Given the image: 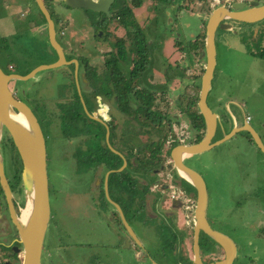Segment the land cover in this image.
<instances>
[{
    "label": "rangeland",
    "instance_id": "1",
    "mask_svg": "<svg viewBox=\"0 0 264 264\" xmlns=\"http://www.w3.org/2000/svg\"><path fill=\"white\" fill-rule=\"evenodd\" d=\"M25 1L3 0V2L9 5L14 2L21 5L20 8L14 9L16 14L11 15V19L15 23H19V25H28L30 19L33 18L31 11H24L25 7L23 6ZM125 2L130 5L129 0ZM166 2L167 0H142L141 6L137 8L132 6V10L136 20L135 24L140 28L141 33L148 36L146 37L147 41L149 39L150 41L152 40V57L149 60V65L151 62L154 65L152 69L161 71L162 67L166 69L163 72L164 74L166 73L167 77H173L180 76L182 72L181 65H188L184 69L185 79L173 78L171 80L169 78V81L171 80L168 85L170 92L165 96L167 105L163 107L169 116V121L164 129V138L182 139L183 136L189 133L193 136L189 121L181 108L186 104L189 96L196 93L194 85L199 86L200 80L196 84L194 76H199L200 78L203 71L204 60L197 59L196 52L191 51L194 41L189 38V33H197L201 30V20L199 15L195 13L188 14L184 12L182 15H178L174 9H162V6ZM170 2L173 4L172 0ZM32 3L33 6L31 5V7L39 14V9L37 11L35 3L33 1ZM51 8L52 5L50 4L49 9L51 10ZM22 11L23 13L21 14ZM67 11L71 12V15L66 25H64L63 35L62 31L59 30H63L61 24H64L65 21L58 20L56 18L57 13L53 15L57 39L64 44L65 41L73 37L77 40H82L81 44L84 43L83 47L88 44L87 50L97 52L96 48L100 42L96 40L95 33L92 34L93 27L90 24L91 19L93 20L96 15L82 9H67L63 11L64 15H66ZM3 15L7 14H4V12L0 13V17ZM40 15L42 14L40 13ZM180 22L186 23L187 26L182 25ZM29 25L31 28L34 27L32 23ZM27 32L28 34H32L31 31ZM1 35H4V38ZM1 35L0 50L5 55L7 54V57L6 61H2L0 57V66L6 72L17 71L25 73L38 65L47 64L55 58L53 50L47 44V41L44 42L48 46H44L35 40L32 43H29L27 39L16 41L12 36H8L6 32ZM84 35L86 36L84 37ZM114 36L117 37L116 35ZM124 37L128 38L127 36ZM177 45H179L178 48ZM257 47L258 45L253 44L248 34L241 36L240 34L226 31L225 28L218 29L216 32V63L207 101L210 106H214V98L218 96L219 102L224 104L227 109H229L227 104L229 102L233 103V105L229 104V106L232 107V112L238 118L242 114L240 108L241 102H244L246 111L252 116L250 121L252 126L264 140V58L255 56L250 52V49L254 50ZM184 48L185 51H191L192 61L185 59V54L181 53L182 49L184 52ZM78 52L82 53L81 50H78ZM133 56L136 59L135 55ZM7 61H11L14 68H8ZM52 70L39 71L28 80H12L9 83V87L15 92V96L22 99L34 110L41 123L46 137L47 173L50 191H53L54 186H60L61 184V188L66 189L69 194L67 201L70 204L68 206L65 205V196L60 194V191L57 190L59 192L57 200L55 194L54 196L50 194L51 208L56 211V213L52 211L53 217L51 222H53L56 229L68 231L67 233H69L70 237L69 243H76L78 249L83 248L86 251L90 249L89 259H91L93 255L91 248L95 247V245H88L81 233H86V230L92 227L97 236L103 234L100 228L101 225L99 226L95 219H97L98 214H101V209L104 208L105 202L103 200H93L97 199L98 189L89 183L90 179L87 176L74 175L72 171L75 170V161L78 159L75 156L76 152L74 148H76V145L81 146V136L77 137V140L76 138L73 139L70 142L72 146H70L65 142L66 131L62 127V119L59 118V121L50 119L54 118V107L60 105L57 102L58 97L60 95H67L71 90L68 77L59 73L57 74ZM76 91L78 92L77 87ZM156 92L157 96L160 97L161 90H157ZM59 101L63 102L64 100L59 99ZM48 106H50V109H53L46 110L50 118H47L45 114V108ZM121 116L122 114L118 112V117ZM169 125L174 127V129H168ZM123 127L129 128L130 126L128 123H125ZM69 132H74V130L71 129ZM127 133L130 135V132ZM129 138L131 137L129 136ZM9 140L6 135L3 137L1 151L5 154L6 175L10 179L12 176L9 167L10 158L13 157L14 166H18V161L16 154L11 151ZM164 146L163 149L165 148ZM149 152L150 149L145 148L138 155H148ZM140 156L133 157V161L136 158L138 160L142 158ZM163 156L161 158L163 164L168 161L170 162L169 155L163 154ZM152 160L154 161V159ZM79 162L81 161L79 160ZM185 162L198 171L206 183L208 189L207 219L213 228L228 235L237 246L234 264H264V238L258 237L256 234L259 225L256 222H259V220L264 221V152L254 143L250 142L247 136L239 132L236 136L226 140L222 144L201 154H196L186 159ZM134 163L136 164L135 161ZM138 165L140 164L138 163ZM249 168H254L253 172L257 173V177L254 180L256 183L254 195L243 190L245 185L250 181L251 174L248 172ZM130 180L134 182L132 179ZM259 184L260 186L258 187ZM131 185L129 183V187ZM127 193L131 194L130 192ZM137 193L140 192L137 191ZM253 204H255L258 211L251 213L250 207ZM146 213L145 207H141L140 211L135 215L132 214L130 217L126 212L138 240L145 246L142 252L146 257L144 260L135 259V251L130 250L127 255H124L125 260L129 264H154L153 259H149L148 252L154 259L164 261L165 263L166 260L161 258V250H164L167 258L170 259L169 262L173 261V263H177L178 257L175 258L174 253L173 255L170 254V243H167V232L163 233L162 227H159L162 225L163 222L161 221H164V219L160 217L159 220L161 221L159 223L158 220H154L150 215L146 216ZM91 218L94 221L92 220L93 222L89 223V219ZM129 238L136 242L131 236ZM119 240L124 241L120 251L125 252L123 248L126 247V240L124 238H119ZM136 244L139 245L137 242ZM137 247L139 248V246ZM95 248L98 251V247ZM111 251L116 260L119 257L118 254L114 253L113 249ZM221 256V252L217 250L213 258Z\"/></svg>",
    "mask_w": 264,
    "mask_h": 264
},
{
    "label": "flooded vegetation",
    "instance_id": "2",
    "mask_svg": "<svg viewBox=\"0 0 264 264\" xmlns=\"http://www.w3.org/2000/svg\"><path fill=\"white\" fill-rule=\"evenodd\" d=\"M125 1L126 0H114L109 7V14L82 9L96 15L93 20L91 19L90 24L91 27H93L92 34L95 33L96 40L100 42L98 43L99 47L97 46L96 48L97 52L94 50H87L86 47L88 44L83 47L84 43L81 44L82 40H77L73 37L65 41L64 44L57 39L63 49L65 63H62L57 69H53L52 71L67 76L71 90L67 95H60V97H58L57 102L60 105L54 107V118H50L46 113L48 109L53 110L50 109V106L45 108V114L47 118L51 120L54 119L55 121H59V118L62 119V127L66 131V136L64 137L65 142L70 146H72L70 142L73 139L76 138L77 140V137L81 136V146L76 145L74 149L76 152L75 156H80L82 159L79 157L81 162L76 159V168L72 171L74 175L87 176L90 179L89 183L93 185V187L100 189V192L102 191L104 181L103 178L100 179L97 173L102 165L101 159L105 154L122 156L130 153L132 157H138L142 149H150L148 155L140 156L142 158H139V160L136 158L135 162L137 165L134 163L135 179L133 180L134 182H131L132 185L130 187H132L133 194L130 198L131 203L136 205L137 211H135V214L140 211L141 207H145L147 211L146 216L150 215V217L153 218L154 215H156L155 217L158 219L162 217L167 221L164 229L167 231V243H170V254L173 255L174 253L175 257H178L177 263L174 264H194L193 230L191 229V224L194 221L195 190L192 185L176 174L175 169L171 165L170 150L178 143L190 144L197 141H195L194 132L193 136L189 133L183 136L182 139L164 138V129L169 121L168 113L163 108L167 105L165 96L170 92L168 85L173 78H180V80L185 78L181 76L167 77L166 73L164 74L163 72L166 71V69L162 67L161 71L152 69L154 66L152 62L149 65V60L152 57V41H150V39L148 40L149 42L146 39L147 46L144 48L145 59L147 60L146 69L136 71L135 64L140 58L139 51L141 46L136 45L132 35L137 28H140L135 24L136 20L134 14L126 24L121 23V16L119 13L121 12L120 8L122 5L130 7L131 10L133 9L132 0H129L130 5ZM172 1L173 4L170 0H167L162 6V9L166 10L167 8L173 7L178 15L187 12L188 14L195 13L196 15L202 16V20L200 19L201 30L193 40L194 45L201 41V39L204 43V36L202 37L201 35L202 33L204 35L206 20L212 11L224 9L227 12H239L250 9H260L264 6V0ZM44 2L52 18L53 15L57 13L58 15L56 18L65 21L64 24H61L63 30H59L62 31L63 35L64 25H66L71 15L69 11L64 15L63 11L69 8L66 7L61 10V8L54 6L53 0H44ZM115 3L117 4L114 5ZM50 4L52 5V12L49 9ZM166 14H168V12H166ZM221 22H223L224 26H230L225 28L226 31L233 34H240L241 36L243 34H248L253 44H257L259 48L264 44V18L255 23H244L230 18H224ZM180 23L183 25L182 22ZM218 29L219 26H217L215 30V47L216 32ZM85 36L86 35H84V37ZM49 46L51 47L50 43ZM178 47L179 45H177V48ZM258 47L254 50L250 49V52L254 53L258 50ZM51 49L53 50L55 58L49 63L58 60L56 51L52 47ZM90 49L92 48L90 47ZM78 50H81L82 53H79ZM191 51L196 52V50L193 49ZM191 51H185L184 48V52L182 49L181 53H184L186 56L185 59L190 61V58L193 59ZM199 53L200 51L196 52L197 59H199ZM3 54L7 57V54L5 55L4 52ZM133 55H135L136 59ZM11 63V61H7L8 68H14L13 63ZM169 78L171 79L170 81ZM76 87L78 92L76 91ZM157 90H161L160 97L156 94ZM13 94L15 96V92H13ZM191 96L193 95H190L189 99ZM59 99H63L64 101L60 102ZM213 102L214 106H210L207 101L208 107L216 114L215 132L211 139L212 143L221 139L223 135L228 133L234 126L247 125L257 133L264 146V140L250 122L252 116L246 111L244 102H241V105L239 104L242 110L240 118L235 116L232 112V107L229 106V104L233 105V103L227 102V106L229 107V109H227L224 104L219 102L218 96L214 98ZM185 105L181 110L186 116ZM118 112L122 114L121 117H118ZM125 123H128L130 127H123ZM39 124L41 125L40 122ZM169 128L174 129L171 125L168 126V129ZM71 129L74 130V132H69ZM67 130L69 131L67 132ZM78 131H80V133H78ZM127 132H130V135ZM239 132L247 136L248 140L255 144L249 130L238 131L236 134ZM236 134L232 137L236 136ZM129 136L131 138H129ZM131 141H133V143H131ZM223 142L213 145L212 148ZM153 145L155 146L151 147ZM163 146L165 147L164 149ZM259 149L264 152L261 148ZM163 154L169 155L170 162L168 161L165 164L162 163L161 158L164 157ZM193 156L194 155L184 158L183 162L188 165L185 162L186 159ZM3 158L5 164V154H3ZM152 159H154V161ZM138 163L140 165H138ZM165 169L166 171H164ZM253 170L254 168H249L248 172L251 174L250 181L243 189L251 195H254V190L256 189L254 180L257 177V173H254ZM110 183L111 173L109 174L107 185ZM8 185L12 194L11 202L14 211L19 215L20 209L24 203L22 187L20 184L17 185L13 183L12 177H10V179L8 178ZM259 186L260 184L258 187ZM135 189L140 193H137ZM57 190L60 191L59 186H54L51 192L49 185V195L52 194V196H54L55 194L56 200L59 194ZM66 191L67 190L64 189L60 194L64 195ZM164 201H168V204L166 203L167 207L163 208L162 204ZM69 204L70 203L66 200L65 205L68 206ZM52 211L56 213L55 209L52 210L51 208V217L44 238V252L41 264H83L85 255L82 251L85 249H78L76 243L75 245L69 243L70 237L67 230L60 231L55 228L53 222H51L53 217ZM254 211H258L256 210L255 204L250 207V212L253 213ZM122 213L126 215L125 207L122 208ZM208 223L211 228H213L209 220ZM256 223L260 225H258L257 236L264 238V221L259 220V222ZM19 240L18 229L11 220L8 204L0 185V264H20L22 259V244ZM208 245L212 247H210L209 250L204 249V247ZM217 250L221 252L222 256L213 258ZM199 251L201 260L204 263L215 261L222 258L224 255L223 250L202 232H200L199 235ZM161 252L163 258L167 257L164 250H161ZM208 254H210V256H208ZM235 259L233 260V264Z\"/></svg>",
    "mask_w": 264,
    "mask_h": 264
},
{
    "label": "water",
    "instance_id": "3",
    "mask_svg": "<svg viewBox=\"0 0 264 264\" xmlns=\"http://www.w3.org/2000/svg\"><path fill=\"white\" fill-rule=\"evenodd\" d=\"M55 7H67L71 10L88 9L95 12L109 14L108 10L114 0H53ZM35 3L45 18L48 40L58 55L56 62L41 64L26 74L6 72L0 66V185L8 204L12 222L18 229L20 243L22 244V259L20 264H41L44 252V238L51 217V204L49 195V179L47 173V153L45 137L32 108L22 99L14 96L9 87L12 80H28L42 70L57 69L64 61V52L57 41L55 21L51 16L44 0H35ZM230 18L244 23H255L264 18V6L260 9H250L239 12H227L224 9L212 11L205 24L203 49L199 59L204 60L203 71L200 76L197 107L204 122V132L201 139L194 143H178L170 150L171 165L178 175L193 186L195 190L193 230V262L194 264H233L236 257V245L232 239L222 232L211 228L206 218L207 187L201 174L186 165L183 160L187 156L201 154L230 139L238 131L249 130L255 144L264 150L257 133L249 126H234L228 133L214 143L211 139L215 132L216 114L207 105V96L211 88V80L216 63L215 30L228 28L221 22ZM61 20V19H59ZM5 135L10 139V147L18 154L21 162L20 185L24 194V203L17 215L11 202V191L8 178L5 174L4 158L1 143ZM118 205V204H117ZM122 219L125 216L118 205ZM27 209L26 216L22 217L23 210ZM202 232L216 243L224 255L222 258L204 263L200 257L199 235ZM132 234V232H131ZM133 235V234H132ZM130 240V239H129Z\"/></svg>",
    "mask_w": 264,
    "mask_h": 264
},
{
    "label": "crops",
    "instance_id": "4",
    "mask_svg": "<svg viewBox=\"0 0 264 264\" xmlns=\"http://www.w3.org/2000/svg\"><path fill=\"white\" fill-rule=\"evenodd\" d=\"M32 1L35 3L34 0H26L23 7H25L24 11H27V12L31 11V13L33 14L32 15L33 18L30 19V22L28 23V25L27 24L19 25V23H15L14 20L11 19V15L16 14L14 12V9L17 7L20 8L21 5L17 4V2H14L13 4L9 5V4H6L7 1L5 3L3 2V0H0V13L4 12V14H7V15H3L0 17V21H1L0 35L6 32L8 36H12L16 41L19 39L21 41L27 39L29 43H32L35 40L37 43L40 42L44 46H48L49 40H48V34H47L46 21L43 20V17L42 15H40V13L37 14V12L31 7V5L33 4ZM35 6H36V3H35ZM169 9H174V8L171 7ZM37 11H38V7H37ZM22 13L23 11L21 12V14ZM199 18L202 20L201 16H199ZM30 23L34 24L33 28H31V26L29 25ZM183 25L187 26L186 23H183ZM27 31H31L32 34L31 33L28 34ZM197 33H193V32L189 33V38L194 40L197 36ZM3 36L4 35H1L2 38H4ZM44 41H47L48 45ZM174 46H175V43H174ZM0 57L2 61H6V57L4 56L1 50H0ZM185 62L187 63V61ZM17 73L23 74L20 72H17ZM134 161L130 153H127L122 156L121 155L111 156V155L106 154L101 159L102 165L97 174L99 175L100 179L103 178L104 184H103L101 192H100V189H98V193H97L98 196H97V199H95V201L103 200V202L105 203H104V208L101 209V214H98L97 219H95V221L98 222L99 226L101 225L100 228L103 234L100 236H97V234L95 233V230L92 229V227L86 230V233L82 232L84 235L81 233L82 237L85 238L84 240L86 243H88V245L94 244L95 247H98V251L95 247L91 248L93 250V255L91 259H89V253H91V250L89 248H88L89 250L86 252L85 250L82 251V253L85 255L84 256L81 253L84 256L83 264H129V262L125 260L124 255H127L130 252V250L135 251L134 252L135 259L138 258V259L144 260V258L146 257L142 252V249H144L145 246L143 245L142 242H140V240H138L135 232L133 231L130 225V222L127 216L128 214L130 217L132 216V214H135L134 213L135 211H137L136 205L131 203L130 197H131V194H133L132 189L128 186L129 184L125 186V184L118 182L120 178H118L116 181L111 180V183L107 185L109 174L114 173V172L120 173L119 177H121V179H127V181L131 183L132 181L130 179L132 180L135 179ZM175 172L178 175L176 170ZM61 176L63 175L61 174ZM59 190H60V193L63 192L64 190V188H61V184L59 186ZM127 192H130L131 194ZM64 196L67 200L68 199L67 191H66V194H64ZM166 203L168 204V201L163 202L164 204V205L162 204L163 208L167 207ZM117 204L121 207V209L125 207V213L127 212V214L124 215L125 220L122 219L119 213V208ZM58 209L60 210V208ZM155 216L156 215H154L153 217L154 220H158L160 223L161 220H159ZM91 219H89V223H91L92 221ZM161 222H163V224L160 225L159 227H163L162 228V230L164 231L163 233H166L167 231H165L164 227L167 221L164 220ZM131 232L133 235L131 234ZM130 236L131 238L135 239V241L139 245H137L136 242H134V240L132 241V239L129 238ZM119 238H124L126 240V247L123 248L126 254L125 252L120 251V249H122L121 245L124 241L122 240L120 241ZM137 246H139V248ZM111 249H113V252L118 254L119 256L117 257L116 260L113 256L112 251L110 252ZM147 255L149 259L150 258L153 259V261L155 262L154 264H174L173 261L169 262L170 259L167 257L163 258L161 256L162 259L166 260V262L164 263V261L162 262L161 260H157L151 257V255L148 252H147Z\"/></svg>",
    "mask_w": 264,
    "mask_h": 264
},
{
    "label": "trees",
    "instance_id": "5",
    "mask_svg": "<svg viewBox=\"0 0 264 264\" xmlns=\"http://www.w3.org/2000/svg\"><path fill=\"white\" fill-rule=\"evenodd\" d=\"M142 3V0H132V6L134 7H138L140 6ZM121 12L119 13V15L121 16V23L126 24L128 21H130V19L133 17V12L131 10L130 7L126 6V5H122V7L120 8ZM43 17V15H42ZM129 19V20H128ZM43 20H45V18L43 17ZM136 32V33H135ZM135 35L133 34V38L135 40L136 45H140L141 49L139 51L140 54V58L138 60V62H136L135 64V69L136 71H142L144 69H146V65H147V60L145 59V54H144V48L147 46L146 44V37L144 36L143 33H141L140 29H137V31H135ZM202 37L204 36L203 33L201 35ZM193 50L197 51H201L203 49V40L201 39V41H199L197 44H195L192 48ZM191 49V50H192ZM255 56H258L260 58H264V44L259 48L258 50L255 51L253 53ZM190 61H192V58H190ZM181 74L180 76L185 78V72L184 69L186 68V65H181ZM200 80L199 76H194V82L197 84L198 81ZM194 88L196 89V93L193 94V96L190 97V99L187 101L186 105H185V113L186 116L188 118L189 121V126L191 128V130L195 133L194 138L195 141L200 140V138L202 137L203 134V130H204V122H203V118L202 115L198 112L197 109V105H196V101L198 98V91H199V86L198 85H194ZM68 136V135H67ZM10 143V140H9ZM11 151H13L16 156H17V161H18V166H14V163L12 161V158H10V171H11V177L13 179V183L15 184H20V170H21V162L18 158V154L15 150L11 149ZM106 155V154H105ZM110 155V154H108ZM80 157V156H79ZM78 157V160L81 161V159ZM120 173H111V180H117L118 178H120L118 180V182L125 184V186L127 184H129L127 182V179H122ZM208 238V237H207ZM210 247H212L211 245L206 246V250H209Z\"/></svg>",
    "mask_w": 264,
    "mask_h": 264
},
{
    "label": "bare ground",
    "instance_id": "6",
    "mask_svg": "<svg viewBox=\"0 0 264 264\" xmlns=\"http://www.w3.org/2000/svg\"><path fill=\"white\" fill-rule=\"evenodd\" d=\"M26 213H27V209L26 210H23V212H22V217L23 218L26 216Z\"/></svg>",
    "mask_w": 264,
    "mask_h": 264
}]
</instances>
